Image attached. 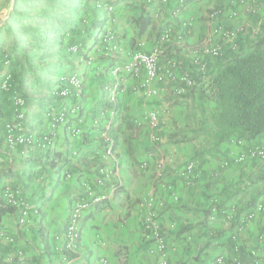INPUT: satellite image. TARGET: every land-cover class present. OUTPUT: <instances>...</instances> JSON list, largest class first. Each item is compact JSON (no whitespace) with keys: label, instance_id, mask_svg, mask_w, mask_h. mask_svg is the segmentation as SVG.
<instances>
[{"label":"crops","instance_id":"1","mask_svg":"<svg viewBox=\"0 0 264 264\" xmlns=\"http://www.w3.org/2000/svg\"><path fill=\"white\" fill-rule=\"evenodd\" d=\"M179 1L171 0L165 7L159 0H152L142 9H136L133 5L137 0H125L116 5L112 18L97 14L94 21L102 25L94 34L84 39L81 30L80 37L75 34L62 43L68 51L73 42H81L77 43L81 44L79 55L92 60L91 66L80 64L76 55L57 54L56 36L54 41L49 40L55 52L46 58L67 57L64 61L67 64L48 61L49 64L42 66L39 61L35 66L34 61L42 58L36 54L28 57L27 49L17 43L15 52L13 33L5 31L6 22L0 18V85L5 71H11L16 79L23 73L18 80L26 101L24 123L29 130L37 134L48 130L42 119L46 106L42 104L52 97V90L35 84V78L52 84V89L67 74L78 73L84 82L82 97L71 99L83 105V118L57 128L55 148L45 153L32 148L26 151L21 147L15 150L7 147L4 125L11 121L14 110L11 96L0 87V202L4 186H20L26 200L40 211L38 218H31L21 228L17 226L16 210L2 217L0 264H12L15 260L23 264H155L156 241L148 239L144 229L151 210L156 214L155 222L166 246L168 264H207L220 255H233L236 245L242 251L258 248V237L264 235V159L242 162L237 159L251 147L264 149V134L251 141L231 139L214 147L211 140L214 128L207 123V114L214 109V103L204 99L201 92L232 56L250 49L260 26L264 25V2L204 0L193 4L191 0L181 10ZM11 5L12 0H0V9ZM212 9L218 13L209 17ZM141 16L148 17L150 25L139 34L137 19ZM167 23L177 29L183 24L190 26L185 30V48L171 45L167 52L169 57L183 62L184 68L180 71L187 67L197 69L193 61L198 56L206 63L207 71H194L196 87L186 95L177 96L170 85L156 86L161 91L151 100L133 89L142 76L136 80L127 77L121 109L128 118L141 117L153 109L167 110V114L163 112L165 122L159 132L160 143L151 144L144 126L134 128L125 124L112 132L121 187L85 217L78 251L67 254L63 232L70 202L81 190L82 176L94 175L96 161L90 157L100 147L98 130L90 125L89 114L97 116L105 103L103 88L113 82L110 68L98 55L99 36L111 30L125 49L148 52ZM213 26L236 32V39L223 41L213 36ZM5 37L12 39L8 42ZM210 38L221 46V56L217 59L194 53L196 47ZM5 57L13 64L10 68L3 64ZM61 68H66L67 74L57 76ZM74 128L83 132L82 137L74 136ZM190 162H195L198 172L193 180L186 174ZM67 171L80 177L67 180L64 177ZM256 196L259 197L254 207L249 208V202ZM148 199L153 200L151 208L146 203ZM2 234L13 238V243H8ZM246 259L242 256L243 261Z\"/></svg>","mask_w":264,"mask_h":264},{"label":"built area","instance_id":"2","mask_svg":"<svg viewBox=\"0 0 264 264\" xmlns=\"http://www.w3.org/2000/svg\"><path fill=\"white\" fill-rule=\"evenodd\" d=\"M92 7L101 15L112 18L115 13L116 5L122 0H92ZM171 0H159L162 6H168ZM152 0H146L151 3ZM183 1H179L178 8H183ZM214 14L211 15L213 17ZM187 25L179 29L174 24L167 23L161 30L158 39L148 52L142 50L125 49L119 41L115 32L108 30L99 36L98 55L104 59L106 67H109V73L113 78L111 84L104 86L106 93L105 104L95 117L90 116V125L98 130L99 149L90 157V160L96 161L93 167V176H82L80 181V191L72 198L66 226L63 232L64 252L75 254L79 248L80 237L82 233V222L85 217L97 206L107 202L110 196L121 187V182L117 178L118 162L114 153L115 140L112 132L116 131L118 126L130 124L134 128L144 126L152 145L157 146L160 143L159 132L166 111L158 109L143 113L138 118H128L121 109L122 96L125 94L124 83L127 77L141 80L134 86L135 92H140L143 98L151 100L157 97L161 88L170 85L172 91L177 96H184L190 89L196 87V82L192 77L194 71L206 73L207 65L201 58L196 57L193 66L197 69L187 67L183 72V62L169 57L167 52L169 46L175 45L179 48H185V30ZM213 36H218L223 41H233L237 37L236 32L221 31L216 26L212 28ZM210 38L206 42L196 47L195 52L201 57L217 59L221 56V46L212 42ZM79 46L73 45L68 52L78 56L80 64L91 66L92 60L79 55ZM8 61L4 63L8 66ZM12 83L11 74L4 72L1 79V90L8 91ZM84 89V82L78 73L63 75L58 79L57 85L52 89L51 96L57 98V102L46 108L42 112V119L45 121L48 130L42 134H37L29 130L25 123L26 101L16 91L11 96L12 106L14 107L13 118L4 125L5 143L8 148L15 150L23 148L28 151L30 148L39 152H49L55 148V132L57 128L64 127L70 122L83 118L84 108L80 102H72L71 99L81 98ZM80 129L74 128V136L82 137ZM75 153V152H74ZM74 155H77L75 153ZM246 159H264V149L258 146L249 148L237 161L242 162ZM186 174L189 180L198 176L195 162H190L186 166ZM65 179H78L80 176H74L67 171L64 174ZM148 206L151 208L153 200L148 199ZM1 204L13 208L19 213L17 221L18 227L26 226L31 218L40 216L39 208L30 204L20 186H4L1 190ZM215 211V209L213 210ZM156 214L150 211L144 223V229L148 233L147 238L156 241L153 253L156 255L155 264H168L166 256V246L162 240L155 222ZM5 240L12 244L13 238L4 234ZM259 246L257 249L241 250L237 245L233 248V255H220L207 264H264V235L258 237ZM242 256L246 257L245 261Z\"/></svg>","mask_w":264,"mask_h":264},{"label":"trees","instance_id":"3","mask_svg":"<svg viewBox=\"0 0 264 264\" xmlns=\"http://www.w3.org/2000/svg\"><path fill=\"white\" fill-rule=\"evenodd\" d=\"M21 1L27 4L25 0ZM58 1H63V3ZM123 1L125 0H122L121 3ZM126 2H129V0H126ZM187 2H191V0H186L183 4L185 5ZM263 2V0H257V3ZM45 3H47L50 9L59 10L63 15H73L76 14L77 11L73 6L76 4L74 0H45ZM66 3H68V5ZM145 3L146 0H137V4H134L133 7L142 9ZM21 16L22 15H18L15 19L20 21L22 18ZM39 19L40 21L36 24L39 28L44 27L46 23H49L50 26L52 24V26L57 27V30L53 33L55 35L57 33L61 34L56 39L58 40L56 41V45L59 48L57 54L61 52L65 55L67 46L63 47L62 45L63 34H65L66 31L76 34L79 32L77 27L74 24H66L62 20H57L46 15L41 16ZM36 21H38L37 18ZM42 21L45 22L42 24ZM137 23L139 25V34H142L149 27L150 20L148 17L141 16L137 19ZM101 25L102 24H98L93 20L91 28L96 32ZM5 31L9 32L8 29ZM13 36L15 37L14 33ZM46 37L47 34L36 33L31 39L40 43H45L49 41ZM52 41H54V39ZM12 43H14L13 49L16 52L17 46L15 43L17 42L14 40ZM77 43L81 42H73L74 45H78ZM40 57L43 58L42 56ZM6 61L9 62L8 68L13 66L9 57H5L3 64ZM7 72L11 74L12 83L8 91H3V93L10 97L13 92L16 91L23 97L22 85L18 80L23 73L20 72L19 77L16 79L11 71L8 70ZM34 83L41 85L48 91H50V89L52 90V84L50 83L42 82L37 78H35ZM56 85L57 84H55V86ZM201 96L214 103V109L207 114V123L211 124L214 128V132L211 134L214 147H218L231 139H235L236 141H251L264 134V25L260 26V31L251 44L250 49L245 53L232 56L223 64L218 72L212 76L207 88L201 92ZM56 102L57 98L51 97V101L47 99L43 102L42 107L46 106V108H48ZM10 103L12 106L11 101ZM175 105H177V103ZM102 106L106 107L107 105L104 103ZM46 108H44L43 111ZM12 109L14 110L13 106ZM258 197L259 196H256L249 202V208L254 207ZM12 212L13 208L3 206L0 202V223L3 216ZM12 264H23V261L15 260Z\"/></svg>","mask_w":264,"mask_h":264},{"label":"rangeland","instance_id":"4","mask_svg":"<svg viewBox=\"0 0 264 264\" xmlns=\"http://www.w3.org/2000/svg\"><path fill=\"white\" fill-rule=\"evenodd\" d=\"M4 1L8 2L10 0H4ZM12 1H13V5H11V8L4 6V9H0V18H2L1 21L3 23L6 22V24H4L5 28L8 29L11 34L12 33L15 34V37L13 38V40L15 41L20 40V41H16L19 47L24 48L25 50L27 49V52H28L27 55L31 56L32 54H36L39 58H41L40 56L45 57L39 60H35L33 63L35 66L39 65V61L41 62L40 65L42 66L45 64H49V62L50 64H53L56 62L57 65L67 64L66 62H64L65 60H67V57H65L64 59H60L58 57H53L52 59L46 58L48 54H51V52H55L53 49L54 46H51L49 44V41L45 43H40L38 41L37 42L33 41V39H29L30 37L32 38V36L35 35L36 33L47 34V37H46L47 40H50V38L51 40L55 38L57 39V37L61 35L60 33H57L56 35L53 34L54 31L57 30V27L52 26V24L50 26L49 23H46L44 27H40V28L37 27L36 24L37 22L40 21L39 18L41 16L46 15V16H50L57 20H62L66 24H70V25L74 24L77 27V30L79 31L78 33H76L77 37H80L81 30L83 31L82 35L84 39L89 38L88 36L95 33L93 29L91 28V24L93 20H96L98 13H96V11L92 7V2H93L92 0H74L76 4H74L73 6L74 8H76L77 11H76V14H73V15H63L62 13H60L59 10L50 9L47 3H45V0H25L27 4H24V2L21 0H12ZM181 1L184 2V0H181ZM193 1H194L193 4H198V3L203 2L204 0H193ZM58 2L63 3V1H58ZM66 4L68 5V3ZM184 7L185 5L183 6V8ZM183 8H181V10ZM212 10H214L212 14H214L215 16V14L218 12L216 9H212ZM18 15H22L21 16L22 18L20 21H17V19H15V17ZM211 15L209 14V17ZM36 18L38 19V21H36ZM23 19H27V20H23ZM44 22L45 21H42L41 23L43 24ZM187 28H190V26H188ZM45 32H48V33H45ZM63 35H62L64 38L63 41L67 37L70 39L71 36H75V34H72L70 31H66V33ZM186 35H187V32H186ZM54 36L56 37L54 38ZM11 39L10 37L6 38L8 42H10ZM35 44L36 46H40V47H37V48L34 47ZM78 46L79 48H81L80 44H78ZM70 47L71 46H69V48ZM57 50H59L58 46H57ZM66 50H65V54L67 55V53L69 52ZM84 50L85 49L83 47L81 51L83 52V54H84ZM72 55L73 54H71V56ZM60 70L61 71L57 73V76H60L61 74H65V73L67 74L66 68H61ZM60 72H63V73H60Z\"/></svg>","mask_w":264,"mask_h":264}]
</instances>
